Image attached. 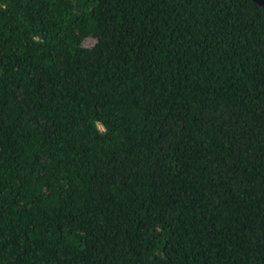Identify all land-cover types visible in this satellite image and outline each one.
<instances>
[{
  "label": "trees",
  "instance_id": "trees-1",
  "mask_svg": "<svg viewBox=\"0 0 264 264\" xmlns=\"http://www.w3.org/2000/svg\"><path fill=\"white\" fill-rule=\"evenodd\" d=\"M0 264H264V10L0 0Z\"/></svg>",
  "mask_w": 264,
  "mask_h": 264
},
{
  "label": "water",
  "instance_id": "water-1",
  "mask_svg": "<svg viewBox=\"0 0 264 264\" xmlns=\"http://www.w3.org/2000/svg\"><path fill=\"white\" fill-rule=\"evenodd\" d=\"M251 2L264 10V0H251Z\"/></svg>",
  "mask_w": 264,
  "mask_h": 264
}]
</instances>
